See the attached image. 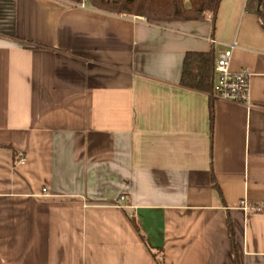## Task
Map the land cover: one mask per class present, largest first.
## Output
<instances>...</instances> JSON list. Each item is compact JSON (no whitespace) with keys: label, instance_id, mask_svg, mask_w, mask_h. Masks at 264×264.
Returning <instances> with one entry per match:
<instances>
[{"label":"crops","instance_id":"1","mask_svg":"<svg viewBox=\"0 0 264 264\" xmlns=\"http://www.w3.org/2000/svg\"><path fill=\"white\" fill-rule=\"evenodd\" d=\"M230 46L231 71L251 73L247 104L181 86L188 52L217 61ZM154 254L264 264L258 16L248 0H222L215 26L0 0V264Z\"/></svg>","mask_w":264,"mask_h":264},{"label":"trees","instance_id":"2","mask_svg":"<svg viewBox=\"0 0 264 264\" xmlns=\"http://www.w3.org/2000/svg\"><path fill=\"white\" fill-rule=\"evenodd\" d=\"M64 1L77 6L84 0ZM221 3L222 0H88L87 6L116 16L143 17L152 24L205 21L210 16L215 26ZM248 11L258 16L264 29V0H248ZM215 66L216 59L213 53L188 52L183 61L181 86L213 95ZM229 227L233 234L231 224ZM234 253L237 257L236 248ZM154 258L157 264H163V255L158 257L154 254ZM235 264H239L237 258Z\"/></svg>","mask_w":264,"mask_h":264},{"label":"built area","instance_id":"3","mask_svg":"<svg viewBox=\"0 0 264 264\" xmlns=\"http://www.w3.org/2000/svg\"><path fill=\"white\" fill-rule=\"evenodd\" d=\"M87 1L84 0L77 7L86 9ZM215 43V41H213ZM235 46L224 50L215 66V80L213 97L219 100L237 104H247L249 101L251 73L248 69H242L233 73L230 69V62ZM46 191V190H44ZM125 198H121L124 201Z\"/></svg>","mask_w":264,"mask_h":264},{"label":"rangeland","instance_id":"4","mask_svg":"<svg viewBox=\"0 0 264 264\" xmlns=\"http://www.w3.org/2000/svg\"><path fill=\"white\" fill-rule=\"evenodd\" d=\"M128 17H134V16H128Z\"/></svg>","mask_w":264,"mask_h":264}]
</instances>
